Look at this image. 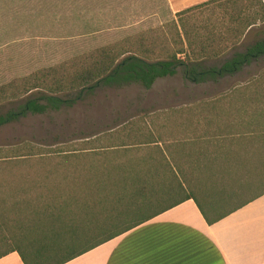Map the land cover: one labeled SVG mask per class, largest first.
Segmentation results:
<instances>
[{"label": "trees", "instance_id": "16d2710c", "mask_svg": "<svg viewBox=\"0 0 264 264\" xmlns=\"http://www.w3.org/2000/svg\"><path fill=\"white\" fill-rule=\"evenodd\" d=\"M257 23L262 0L178 11L1 85L0 127L99 87L150 89L178 69L193 84L232 77L264 58V37L235 49ZM153 113L81 144L0 148V258L64 264L185 200L210 225L264 194V67L210 99Z\"/></svg>", "mask_w": 264, "mask_h": 264}, {"label": "rangeland", "instance_id": "374dc122", "mask_svg": "<svg viewBox=\"0 0 264 264\" xmlns=\"http://www.w3.org/2000/svg\"><path fill=\"white\" fill-rule=\"evenodd\" d=\"M173 18L165 0H0V86ZM254 38L252 31L243 45ZM263 67L264 58L235 77L201 84L185 81L178 69L150 89L137 84L99 87L70 108L27 115L1 126L0 148L23 142L45 147L81 144L138 116L210 99ZM12 103L3 104L2 110Z\"/></svg>", "mask_w": 264, "mask_h": 264}, {"label": "crops", "instance_id": "0c3cea01", "mask_svg": "<svg viewBox=\"0 0 264 264\" xmlns=\"http://www.w3.org/2000/svg\"><path fill=\"white\" fill-rule=\"evenodd\" d=\"M165 1L175 14L209 0ZM260 25L249 28L235 49L264 37ZM252 31L255 38L243 45ZM0 264L23 263L11 252ZM64 264H264V194L210 225L193 200H185Z\"/></svg>", "mask_w": 264, "mask_h": 264}]
</instances>
